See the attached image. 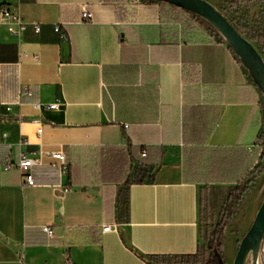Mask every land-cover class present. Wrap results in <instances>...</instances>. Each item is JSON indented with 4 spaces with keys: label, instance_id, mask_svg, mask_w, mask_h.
I'll return each instance as SVG.
<instances>
[{
    "label": "crops",
    "instance_id": "obj_1",
    "mask_svg": "<svg viewBox=\"0 0 264 264\" xmlns=\"http://www.w3.org/2000/svg\"><path fill=\"white\" fill-rule=\"evenodd\" d=\"M3 7L41 32L0 27V264H183L204 243L202 196L224 202L260 165L264 109L249 73L210 30L159 3ZM46 151L65 153L67 173ZM22 153L42 162L33 187L3 169ZM224 256L234 262L232 239Z\"/></svg>",
    "mask_w": 264,
    "mask_h": 264
},
{
    "label": "rangeland",
    "instance_id": "obj_2",
    "mask_svg": "<svg viewBox=\"0 0 264 264\" xmlns=\"http://www.w3.org/2000/svg\"><path fill=\"white\" fill-rule=\"evenodd\" d=\"M212 4L218 11H220L232 25L250 42L258 48L257 44L251 40V34L264 33V0L261 2L247 3L243 5H236V0H206ZM208 23L204 25L208 30ZM211 31V30H210ZM260 51V50H259ZM264 58V57H263ZM261 103L264 109V96L260 93ZM261 162H260V175L253 179V181L246 186L244 191H241L238 198H234L231 201L233 204V210L231 212V219L226 225V229L223 234V254H224V242L227 238L232 239L235 247V256L239 249L240 243L248 230L251 228L256 215L264 201V126L259 140ZM141 177H133L132 180H139ZM232 189L230 190V192ZM229 192V195H230ZM215 197V203L210 204L208 197L204 198L205 204L208 206V211H204V223H203V244H205V238L207 234V228L212 225H217L220 217V213L223 205L227 202L229 196L224 200L218 196ZM219 212V213H218ZM225 258V256H224ZM226 260V259H225ZM231 260L229 264H233ZM228 264V263H227ZM248 264L251 263V259ZM258 264H264V241L262 243Z\"/></svg>",
    "mask_w": 264,
    "mask_h": 264
},
{
    "label": "water",
    "instance_id": "obj_3",
    "mask_svg": "<svg viewBox=\"0 0 264 264\" xmlns=\"http://www.w3.org/2000/svg\"><path fill=\"white\" fill-rule=\"evenodd\" d=\"M191 12L217 30L228 47L240 60L249 76L264 96V58L258 49L244 37L232 23L206 0H159ZM264 241V201L256 218L242 239L233 264H258V256Z\"/></svg>",
    "mask_w": 264,
    "mask_h": 264
},
{
    "label": "trees",
    "instance_id": "obj_4",
    "mask_svg": "<svg viewBox=\"0 0 264 264\" xmlns=\"http://www.w3.org/2000/svg\"><path fill=\"white\" fill-rule=\"evenodd\" d=\"M145 2H154L159 3L165 6H169L177 11L183 12L188 16V19L190 21H196L202 25V23L205 24V21L203 18L182 10L176 6H173L171 4L164 3L159 0H143ZM263 0H236V5H243L247 3H254V2H261ZM206 23H208L206 21ZM208 28L211 30L212 34L219 39V41L226 43L222 35L215 30L214 27H212L209 23L207 24ZM204 26V25H203ZM251 40L254 41L258 46V51L261 53V55L264 57V33H253L251 34ZM236 57V56H235ZM239 64L241 65L242 69L248 73V71L243 67L240 60L236 57ZM147 156V155H146ZM260 165H257L254 167L250 172L249 175L242 181L237 184L235 188H232V191L230 192L229 198L227 202L223 205L219 221L217 225H212L207 228V234L205 238V244H202L199 246L198 251L194 255L189 256H178L177 259L181 260L183 264H227L224 254H223V234L226 229V225L228 221L231 219V212L233 210V204H231L232 199L238 198L241 191H244L246 186L250 184L253 179L257 178L260 175ZM128 211V205L124 206V212ZM208 211V206L205 204L204 207V198L202 196L201 198V212Z\"/></svg>",
    "mask_w": 264,
    "mask_h": 264
},
{
    "label": "built area",
    "instance_id": "obj_5",
    "mask_svg": "<svg viewBox=\"0 0 264 264\" xmlns=\"http://www.w3.org/2000/svg\"><path fill=\"white\" fill-rule=\"evenodd\" d=\"M82 18L83 20H90L93 18V16L88 13L85 9L82 11ZM1 26H6L7 31L11 35H15L18 37H21L24 32L31 26L35 33H40L41 32V26L40 24H29L24 20V18L21 15L20 9H11L9 7H3L0 9V27ZM56 32H60V28H56ZM1 37V33H0ZM36 62H39L38 57H34ZM22 96H32V92L29 88H25L24 91L22 92ZM36 108H41V104H34ZM60 104L59 102H56L54 104L48 105L47 107L49 109H57L59 108ZM6 111L8 113L13 111L12 106H7ZM44 154L48 157H50L53 162L51 163L52 167L60 169L62 173H67L69 169V163L67 160V157L65 153L62 151H46ZM143 157L146 156V153L143 152L142 154ZM37 165H42V162L40 159H36L31 157L30 155L26 153H22L19 157V160L16 163H12L11 160H8L4 165L3 169L5 171L10 170L12 167H15L19 169L22 175V183L21 187H33L35 186V180L34 176L32 173V168ZM68 190L65 189L64 192H67ZM44 231L50 236L51 238H54V230L51 227H44ZM117 226L116 225H108L103 228V232H117ZM65 264H74V262L67 257L65 260Z\"/></svg>",
    "mask_w": 264,
    "mask_h": 264
}]
</instances>
